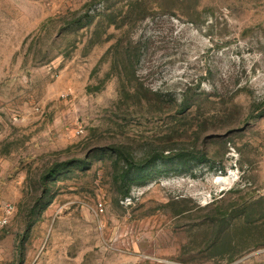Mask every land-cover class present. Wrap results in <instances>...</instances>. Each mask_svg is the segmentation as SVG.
<instances>
[{
    "label": "rangeland",
    "instance_id": "obj_1",
    "mask_svg": "<svg viewBox=\"0 0 264 264\" xmlns=\"http://www.w3.org/2000/svg\"><path fill=\"white\" fill-rule=\"evenodd\" d=\"M0 264H264V0H0Z\"/></svg>",
    "mask_w": 264,
    "mask_h": 264
},
{
    "label": "bare ground",
    "instance_id": "obj_2",
    "mask_svg": "<svg viewBox=\"0 0 264 264\" xmlns=\"http://www.w3.org/2000/svg\"><path fill=\"white\" fill-rule=\"evenodd\" d=\"M231 182V176L226 175V176H218L215 179V183H217L220 187H226L229 185Z\"/></svg>",
    "mask_w": 264,
    "mask_h": 264
},
{
    "label": "trees",
    "instance_id": "obj_3",
    "mask_svg": "<svg viewBox=\"0 0 264 264\" xmlns=\"http://www.w3.org/2000/svg\"><path fill=\"white\" fill-rule=\"evenodd\" d=\"M125 159H126L127 161L133 162V165H134L135 167H137V168H140V167L143 166V163L138 162V161H137V162H136V161H133V159L128 155V153L125 154Z\"/></svg>",
    "mask_w": 264,
    "mask_h": 264
}]
</instances>
